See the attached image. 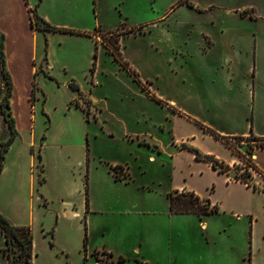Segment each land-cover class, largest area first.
I'll use <instances>...</instances> for the list:
<instances>
[{"label":"rangeland","instance_id":"obj_1","mask_svg":"<svg viewBox=\"0 0 264 264\" xmlns=\"http://www.w3.org/2000/svg\"><path fill=\"white\" fill-rule=\"evenodd\" d=\"M38 2L39 16L74 32L38 35L39 50L44 44L45 59L58 64L87 57L92 66L97 52L96 67L103 74L94 94L105 99L106 109L97 119L91 115L79 93L81 84H93V75L85 79L79 65L71 64L74 76L50 70L33 81L38 121L33 129L36 146L29 150L35 209L26 225L33 235L32 264H264V196L221 186L218 176L196 163L189 152L193 147L186 139L193 137L201 147L217 154L225 151L202 136V123L191 115L200 94L187 83L186 69L190 66L191 75L197 74L198 56L195 64L185 63L187 52L195 53L200 31L208 27L223 41L264 42V0ZM151 22L157 24L144 33L141 26ZM86 32L99 36L98 43L106 50L100 48L98 54L95 39ZM121 38L124 53L143 77L151 78L162 42L157 90L176 106L155 101L148 85L139 77L131 79L108 53L120 51ZM173 48L176 58L169 65ZM255 62V76L260 68L264 79V68ZM256 85L257 81L255 90ZM258 144L233 142L244 155ZM250 167L242 160L234 175ZM177 186H195L206 199L218 202L217 212L205 216L172 212L168 195ZM38 197L43 198L40 207ZM120 257L125 261L119 262Z\"/></svg>","mask_w":264,"mask_h":264},{"label":"crops","instance_id":"obj_2","mask_svg":"<svg viewBox=\"0 0 264 264\" xmlns=\"http://www.w3.org/2000/svg\"><path fill=\"white\" fill-rule=\"evenodd\" d=\"M38 6V0H0V32L5 37V68L13 84L9 105L15 128L18 131V137L5 154L3 169L0 172V213L16 226L28 225L33 218L35 209L34 177L32 174L33 159L29 150L36 146V135L33 133V129L38 118L36 113H34L36 106H34L32 101V88L35 77L37 75L41 76L50 70H59L74 76V72H71L74 67L71 64L79 65L85 79L89 75H93V84H81L79 93L89 103L91 115H94L95 119H97L98 115L103 112V108L106 109L104 107L105 99L94 94V87L99 85L97 78L103 72L97 66L94 74H91L92 59L85 57L79 63L69 64L68 62H63L58 64L48 58L45 59L44 44H42V49L39 50L37 44L38 35L43 34V32L32 27L30 13V8L36 10ZM156 24V22L147 23L141 26V30L146 33L149 28ZM212 32L209 27L202 29L199 34L200 40L198 39L195 44L196 50L194 52L197 55H194L195 53L193 52H187L186 64L189 63V60L194 63L195 60L193 59L197 56L199 59L197 74L194 72L191 75L189 72L190 66L186 69L187 83L191 85L193 91L200 94L198 97L196 96L199 101L192 107L194 113L191 115L195 120L200 121L205 127L216 131L221 136L248 137L253 134L258 138L264 139V79L260 68L258 69L259 73L257 72L255 76V61L264 68V42L257 43L255 38L249 44L241 45V42L237 41V39L226 38L227 40L223 41V39L213 35ZM52 33L57 32L48 31L45 34L49 36ZM86 35H89V33ZM91 37L95 39L94 50L98 46V54L100 48L101 50H106L105 47L98 43L99 36L92 35ZM119 42L123 59L129 66L133 69L135 67L138 71L136 63L131 61L124 53L122 48L123 38ZM159 45H163L162 42L159 41ZM159 45L155 54L159 56H155L159 60L157 62L156 60L154 61L153 77H143L140 70L139 73L134 70L137 72L138 77L148 85V89L159 99L165 101L166 107H169V105L176 106L174 100L163 96L157 90V81L161 78V68L156 66V64L161 63L162 52ZM171 50L173 52L168 57L169 65L172 64L173 60L171 59L176 58V49L173 48ZM108 53L110 54V52ZM224 71H227V74ZM129 76L133 79L131 75ZM255 81H257L256 90ZM4 89L5 80L0 72V128L2 129L0 143L6 141L10 136L9 127L1 113V100ZM142 96H145L144 92H142ZM83 103L84 100L79 96L78 104L82 105ZM214 107L216 108L214 109ZM204 113L212 114V116L207 117ZM200 130L202 131V136L220 144L225 152L217 154L212 149L199 146L197 137L186 139L187 145L197 149L204 155L213 156L227 164L231 169L228 172L220 173L209 162L197 160L195 152L189 150L192 159L198 164L205 165L211 173L218 176L221 186L226 188L239 187L248 193L264 196V147L256 148L253 151V161L261 173L257 170H250L252 177L249 183L251 186H248L245 182L234 178L236 167L242 164V160L221 140H217L202 127ZM109 135L111 136L112 133ZM181 142L184 143L185 140H181ZM253 185L258 189L256 190ZM194 187L189 189L183 186L178 188L177 186L175 191L193 192L199 198L208 200ZM42 201L43 198L38 197V207H40L39 204ZM208 201L212 207H218V202ZM240 217V215L236 216L237 219H240ZM202 227L207 229V225L204 222ZM256 227L255 222L251 231L254 236L257 233ZM4 248L5 239L0 229V264H8L7 258L3 253Z\"/></svg>","mask_w":264,"mask_h":264},{"label":"trees","instance_id":"obj_3","mask_svg":"<svg viewBox=\"0 0 264 264\" xmlns=\"http://www.w3.org/2000/svg\"><path fill=\"white\" fill-rule=\"evenodd\" d=\"M31 18H32V27L38 31L46 33L48 31L53 32H63V33H74L70 30L59 29L52 26L48 23L44 18L38 15L35 9L30 8ZM4 35L0 32V72L5 80V89L1 100V113L4 121L7 123L10 136L8 139L2 143H0V172L3 169V162L5 159V154L8 151L11 144L18 137V131L14 125V119L12 117V113L9 105V98L12 94L13 84L11 77L8 71L5 68V52H4ZM97 49V47H96ZM113 55L114 59H116L120 65L129 72V74L134 78V80L139 81L137 72L129 66V64L122 58L121 52L118 49H113L110 51ZM97 52H95L93 66L90 69L91 74H93L96 70L97 64ZM143 86V85H142ZM74 89L79 90V87L76 85ZM143 89H146L143 86ZM148 94L151 95L155 101L161 103V100L152 95L149 91ZM88 111V110H87ZM89 113V111H88ZM87 113V115H88ZM89 120V118H88ZM206 132L212 134L216 139L223 140V142L233 151L236 152L242 160H246V162L250 163V166L261 173V171L257 168L253 161V147L250 146L248 152L249 155H244L239 150H237L233 142H243V141H252V145L254 143H260L255 148H263L264 147V139L255 137L253 134L248 137H224L217 134L214 130L205 127L203 124H199ZM251 139V140H250ZM253 139V140H252ZM191 150L196 152V158L198 160L206 161L211 163L212 167L219 172H227L229 169L227 165L222 162H219L216 158L209 155H202L198 150L190 148ZM220 167V169H219ZM251 172L246 169L244 174H240L238 172L235 173L234 178L241 182H245L248 186H251L248 182V178H251ZM256 188L255 185H253ZM170 200V208L174 213L179 214H189L195 213L200 216L210 215L217 212L216 207L209 208L211 205L209 201H204L195 195L193 192H182L178 191L174 193H170L168 195ZM0 229L1 233L5 239V248L3 249V253L7 258L8 264H32V251H33V235L31 228L29 226H16L12 224L5 216L0 213ZM125 261V258L120 257L119 262Z\"/></svg>","mask_w":264,"mask_h":264},{"label":"built area","instance_id":"obj_4","mask_svg":"<svg viewBox=\"0 0 264 264\" xmlns=\"http://www.w3.org/2000/svg\"><path fill=\"white\" fill-rule=\"evenodd\" d=\"M250 170H254L252 167H250Z\"/></svg>","mask_w":264,"mask_h":264}]
</instances>
